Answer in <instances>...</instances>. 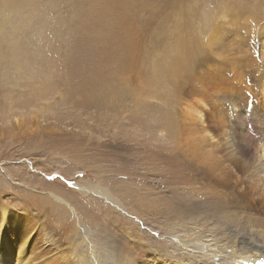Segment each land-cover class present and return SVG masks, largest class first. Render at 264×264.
<instances>
[{
	"label": "rangeland",
	"instance_id": "rangeland-1",
	"mask_svg": "<svg viewBox=\"0 0 264 264\" xmlns=\"http://www.w3.org/2000/svg\"><path fill=\"white\" fill-rule=\"evenodd\" d=\"M36 1L38 29L20 45L25 66L6 64L15 75L0 66V197L9 207L25 199L63 207L76 225L77 253L85 234L100 251L139 244L170 252L187 216L170 206L177 190L158 182L159 160L169 157L158 132L168 106L154 60L170 54L180 32L203 38L206 18H222L223 7L235 14L234 0ZM252 1L264 11V1ZM131 70L144 74L132 80L148 88L140 98L126 86ZM144 194L158 199L156 208H142ZM215 206L203 202L189 221L216 220Z\"/></svg>",
	"mask_w": 264,
	"mask_h": 264
},
{
	"label": "bare ground",
	"instance_id": "bare-ground-1",
	"mask_svg": "<svg viewBox=\"0 0 264 264\" xmlns=\"http://www.w3.org/2000/svg\"><path fill=\"white\" fill-rule=\"evenodd\" d=\"M247 4L234 0L238 10L227 15L229 21L224 19L228 13L224 7L223 19L208 16L203 38L180 32L170 54L164 51L154 60L158 84L164 82L160 86L166 87L159 95L168 106L158 132L169 157L159 160L158 182L162 188L177 190H172L170 206L187 216L181 230L175 231L180 234L170 238V252L139 244L100 251L85 234L86 246L79 241L85 251L77 253L76 225L63 207L50 208L29 199L9 207L0 197V264H241L264 259V11L251 6L250 0ZM37 9L36 0H0L3 75L13 74L8 63L18 72L25 66L20 45L24 34L38 29ZM131 71L134 76L128 74L126 86L135 88L140 98L148 88L132 80L139 83L144 74ZM12 122L1 125L10 123L12 132ZM181 186L187 192L183 188L180 192ZM145 194L142 208L148 210V202L156 208L158 199L148 200ZM207 200L216 202L218 218L189 221L188 214L197 215L198 206Z\"/></svg>",
	"mask_w": 264,
	"mask_h": 264
},
{
	"label": "snow or ice",
	"instance_id": "snow-or-ice-1",
	"mask_svg": "<svg viewBox=\"0 0 264 264\" xmlns=\"http://www.w3.org/2000/svg\"><path fill=\"white\" fill-rule=\"evenodd\" d=\"M262 264H264V262H262Z\"/></svg>",
	"mask_w": 264,
	"mask_h": 264
}]
</instances>
